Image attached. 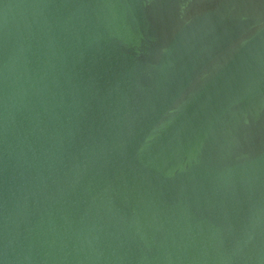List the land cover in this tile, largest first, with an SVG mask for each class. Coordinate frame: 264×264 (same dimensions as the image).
Wrapping results in <instances>:
<instances>
[{
    "label": "water",
    "instance_id": "95a60500",
    "mask_svg": "<svg viewBox=\"0 0 264 264\" xmlns=\"http://www.w3.org/2000/svg\"><path fill=\"white\" fill-rule=\"evenodd\" d=\"M0 264H264V0H0Z\"/></svg>",
    "mask_w": 264,
    "mask_h": 264
}]
</instances>
